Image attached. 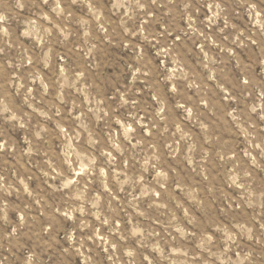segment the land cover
<instances>
[{
  "label": "rangeland",
  "instance_id": "1",
  "mask_svg": "<svg viewBox=\"0 0 264 264\" xmlns=\"http://www.w3.org/2000/svg\"><path fill=\"white\" fill-rule=\"evenodd\" d=\"M0 264H264V0H0Z\"/></svg>",
  "mask_w": 264,
  "mask_h": 264
}]
</instances>
